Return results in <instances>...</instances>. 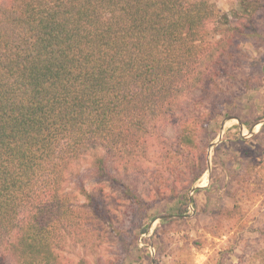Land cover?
<instances>
[{
  "label": "trees",
  "instance_id": "trees-1",
  "mask_svg": "<svg viewBox=\"0 0 264 264\" xmlns=\"http://www.w3.org/2000/svg\"><path fill=\"white\" fill-rule=\"evenodd\" d=\"M248 4L245 16L259 11ZM233 39L209 0H0V264H72L77 249L91 264L126 206L187 200L207 170L201 134L221 114L191 95L227 74ZM90 158L115 191L81 183L82 201L67 182ZM234 212L220 209L223 232ZM261 229L235 240L255 247L234 264H264ZM227 246L205 264H226Z\"/></svg>",
  "mask_w": 264,
  "mask_h": 264
},
{
  "label": "rangeland",
  "instance_id": "rangeland-1",
  "mask_svg": "<svg viewBox=\"0 0 264 264\" xmlns=\"http://www.w3.org/2000/svg\"><path fill=\"white\" fill-rule=\"evenodd\" d=\"M209 1L228 15L234 39L229 58L220 67L227 74L220 73L209 88L191 95L206 103L204 111L215 108L221 113L201 134L207 170L187 191V200L167 191L160 198L147 196L145 209L126 206L118 216L116 232L109 235L100 253L88 254L91 264H205L215 251L231 244L236 256L226 264H234L237 255L255 247V242L234 244L235 240L255 238L264 227V0H247L250 11L254 5L259 10L247 16V3L242 0ZM230 116L236 118L227 119ZM176 129L174 124L167 125L165 135L175 139ZM186 174L178 179L184 180ZM81 183L87 189L102 185L115 191L108 178L93 175L92 158L75 165L67 182L66 192L83 201ZM225 207L235 209L228 232L218 227L220 209ZM168 217L173 221H163ZM156 239L166 252L157 250ZM82 256L78 249L66 253L72 264H78Z\"/></svg>",
  "mask_w": 264,
  "mask_h": 264
},
{
  "label": "water",
  "instance_id": "water-1",
  "mask_svg": "<svg viewBox=\"0 0 264 264\" xmlns=\"http://www.w3.org/2000/svg\"><path fill=\"white\" fill-rule=\"evenodd\" d=\"M232 118H236V117L230 116V117H228L227 119H232ZM224 126H225V121H223V123H222V125H221V130L224 129ZM251 131H252V129H251ZM167 216H168V215H166V216H162V218L167 217Z\"/></svg>",
  "mask_w": 264,
  "mask_h": 264
}]
</instances>
